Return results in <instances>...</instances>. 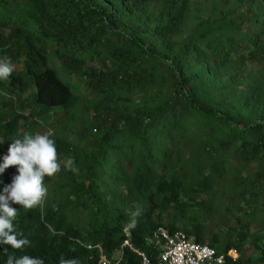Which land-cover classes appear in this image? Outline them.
Listing matches in <instances>:
<instances>
[{
	"label": "trees",
	"instance_id": "16d2710c",
	"mask_svg": "<svg viewBox=\"0 0 264 264\" xmlns=\"http://www.w3.org/2000/svg\"><path fill=\"white\" fill-rule=\"evenodd\" d=\"M191 5L0 0V58L21 65L0 79V163L12 140L74 116L82 94L66 77L91 97L74 140L50 137L61 170L45 177L43 204L13 205L30 245H0V264L22 255L44 264H137L133 251L120 253L125 228L151 258L159 227L201 242V208L210 209L225 174L244 219L236 215L235 243L217 234L205 243L239 253L228 264H264V235L257 258L241 253L250 224L264 229V83L254 80L235 103L224 78L264 60V0H211L193 20ZM191 136L196 151L187 158L177 146ZM16 174L15 166L0 174V189Z\"/></svg>",
	"mask_w": 264,
	"mask_h": 264
},
{
	"label": "clouds",
	"instance_id": "9594fccd",
	"mask_svg": "<svg viewBox=\"0 0 264 264\" xmlns=\"http://www.w3.org/2000/svg\"><path fill=\"white\" fill-rule=\"evenodd\" d=\"M13 71L14 66L10 58L7 56L0 58V79L9 78ZM52 135L51 131L35 134L25 132L22 138L12 140L7 154L2 157L0 174L10 166H15L18 174L12 177L11 183L5 184L0 189V245H8L18 250L30 245V241L14 224L18 211L13 205H20L30 210L45 201L48 195V188L44 183L45 177H52L61 170L55 141L50 138ZM64 166L76 171L71 160L66 161ZM7 264H44V261L29 255L9 256ZM59 264H80V262L74 258L62 257Z\"/></svg>",
	"mask_w": 264,
	"mask_h": 264
},
{
	"label": "rangeland",
	"instance_id": "374dc122",
	"mask_svg": "<svg viewBox=\"0 0 264 264\" xmlns=\"http://www.w3.org/2000/svg\"><path fill=\"white\" fill-rule=\"evenodd\" d=\"M211 0H192L191 5V15L192 20L199 14L205 13L207 10V3ZM201 11V12H200ZM191 20V21H192ZM192 23H190L191 25ZM189 25V26H190ZM234 62V61H233ZM94 66L98 67V63H93ZM14 70H19L21 65H15ZM231 70L230 74H235V76L230 79L229 73L224 75L227 80V90L231 95L232 101L239 103L242 101V95L245 91L249 90V86L254 82V80L262 81L264 83V60L256 61L249 60L245 68L242 71L235 72ZM73 85L76 87V92L82 94L79 102V106L73 109L74 116L68 117V119H63L56 124L55 129L51 130L47 126L42 125V128L36 130L35 133H45L51 131L53 135H59L65 137L69 140L75 139V132L78 130L81 124V119L79 118L80 113L86 112L89 108V102L91 97L85 92L87 89L84 87L82 81H80L76 76L66 77ZM7 97L5 92L0 91V98ZM52 135V136H53ZM188 142V144H187ZM180 143L177 147L180 148L181 152L185 154L187 158L192 155V150L195 152L197 139L191 136L188 140ZM230 173V172H229ZM219 187H217L214 196H212L213 203L209 210L201 208L202 224L204 226L203 235L201 236V242H209L210 237L213 234H217L221 239L228 238L231 242L235 243L237 241V231L240 226L237 223L236 215L238 214L242 219L244 217L237 210L233 208L230 204L228 189L231 187V181L229 175H223ZM259 208L255 207V211L258 212ZM242 219H240L242 221ZM258 221V220H257ZM253 222L249 226V230L246 232V239L242 243V255L251 256L252 258H257L259 256V246L262 239H258L264 235V229H262L258 222ZM239 256V253H237Z\"/></svg>",
	"mask_w": 264,
	"mask_h": 264
},
{
	"label": "built area",
	"instance_id": "2783aa9c",
	"mask_svg": "<svg viewBox=\"0 0 264 264\" xmlns=\"http://www.w3.org/2000/svg\"><path fill=\"white\" fill-rule=\"evenodd\" d=\"M124 232L125 239L122 242L120 253H123L125 248L133 251L139 259L137 264H228L227 258L234 262L238 257L235 250H228L225 253L217 252L183 230L172 231L166 227H159L154 235L159 244L158 252L151 258L145 251L131 245L130 232L127 228Z\"/></svg>",
	"mask_w": 264,
	"mask_h": 264
}]
</instances>
